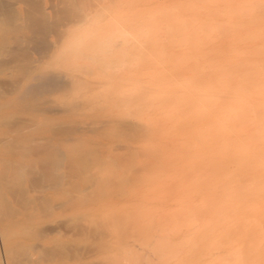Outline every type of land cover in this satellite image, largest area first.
<instances>
[{
    "label": "bare ground",
    "instance_id": "1",
    "mask_svg": "<svg viewBox=\"0 0 264 264\" xmlns=\"http://www.w3.org/2000/svg\"><path fill=\"white\" fill-rule=\"evenodd\" d=\"M97 1L0 0V264H97L139 242L128 203L135 239L110 231L121 207L87 208L130 184L187 232L154 254L264 264V0H138L120 28L70 36L115 23Z\"/></svg>",
    "mask_w": 264,
    "mask_h": 264
},
{
    "label": "rangeland",
    "instance_id": "2",
    "mask_svg": "<svg viewBox=\"0 0 264 264\" xmlns=\"http://www.w3.org/2000/svg\"><path fill=\"white\" fill-rule=\"evenodd\" d=\"M45 2H46V0H44ZM100 5H102V6H106L107 8H111L112 9V11H115V18L113 19V20H115V23L113 24V22L111 21L110 22V20L108 19L109 18V16H110V14H109V16H105V18L101 21V22H99L98 24H94V23H92L91 21H88V22H85V23H81V24H79L78 26V28L77 27H74L73 28V32L71 31V34H70V36H75V35H86V34H89V33H94V32H96L97 34H108V33H110L112 30H114L115 28H120V26L119 25H123L124 23V21H123V17H122V15H121V13H120V11L126 6V5H128L127 3H129L130 2V6H132L133 8H137V6H138V0H120V1H116V0H114V3H116V5L115 6H112V4L110 3V0L108 1V0H98L97 1ZM113 3V2H112ZM133 3V4H132ZM121 23H120V22ZM110 22V23H109ZM91 23V24H90ZM118 23H119V25H118ZM87 25V28H85V26ZM113 25V26H112ZM104 26H106V28L104 27ZM81 28H83L82 30H81ZM105 28V29H104ZM78 29H79V31H78ZM104 29V30H103ZM78 31V33H74V32H77ZM84 31V32H83ZM87 31V32H86ZM100 31V32H99ZM57 53H59V52H57ZM88 137H92V136H88ZM96 139H98L99 141H101V142H103V140H101L100 138H98V137H96ZM107 154H108V151L107 150H104V152H103V156H107ZM132 185L133 184H130L129 186L130 187H128L127 189H126V196L124 195V196H115L114 198H110V197H113V196H104V199L103 198H101V199H98V200H96V203H92V204H89L88 205V209H91L92 211L93 210H95V209H97V212L96 213H99V214H103V213H109L110 215H112L111 214V212H114L115 210V212H116V214H117V209H119L120 210V207H121V210L120 211H122V212H125V213H127L126 215H125V217L124 218H126L127 217V215H129V213L128 212H133L134 213V211H132V209H128V212H127V210H126V208H129L130 206V208H133V209H136V210H138V212H136V215L138 216V213H139V211H144V213H142L143 215H145L144 217H143V215L141 214V216H139V217H137L136 215H132V218H130L129 220L131 221V223H133V224H135L134 225V228H131V227H133L132 225H131V223H129L130 221H128L127 220V218L125 219V221H128V222H125L124 223V221H123V219H120V218H118L119 220H122V221H120V222H122L121 224H119V223H115V222H113V220L112 219H115V221H117V217H120V215H121V213L120 214H117V216H115L114 215V217L112 216V218H110V217H108V218H110V223H111V225H110V227L111 228H113V229H111L110 231L111 232H114V231H116L115 233L117 234L120 230H119V228L118 227H120V229H121V227L122 228H129L130 230L128 231V230H125L124 229V234H127V232H129V233H131V234H133V232H134V234H135V232H136V235L137 234H139L138 233V231L137 230H139L140 231V234L139 235H137V236H139V237H141L142 236V238H141V240H140V238L138 239V240H140L139 242H133V241H131V239H129V241H130V243H128L129 241H127L126 239H125V241H124V243L125 244H123V246H121L122 244H121V242L119 243L120 244V246H119V249H118V247H116V248H112L110 251H107V252H103V253H98L97 255H94L92 258H90V260L91 261H94V262H97L98 260L100 261V262H97V264H99V263H101V262H104V261H106V262H108L109 264H110V262L111 261H113V262H111V263H113V264H116L117 262H123V264H126L125 263V261H127L126 259H133L132 257H130V256H133L134 255V252H136V253H138V255H142L143 253L144 254H147V255H144V257L143 256H141V257H143V259H142V263L143 264H147V263H149L150 264V261H153V259H154V261L155 262H158V261H161V260H163V258H169L170 257V261L169 260H166V262H162L161 264H186V263H188V264H194V262L196 263V264H201V263H206V264H208V263H211V262H205V260L203 259V258H201V257H193V256H191L192 255V251H193V249L190 247V246H188V245H186V246H183V244H182V247L181 248H178V249H176V253H172V255H167V254H164L163 253V251H167V253L169 252V251H171V250H169V249H172V248H174V246L175 245H177V244H180L181 243V238H183L185 235H186V231L185 230H175V231H177V232H174L173 230H172V228L173 229H175V227H174V225H171V224H174L171 220H169V219H172V215H171V213L172 212H170V205H171V202H170V198H166L164 201H160V200H158L157 199V197H155L154 195H153V192H152V190L150 191V193H148L147 194V196H146V194H144L143 195V193H141V192H138V187H135V186H133L132 187ZM132 187V188H131ZM132 192V193H131ZM151 194V195H150ZM142 195V196H141ZM146 196V197H145ZM151 196H152V199L153 198H155L154 199V201H152V202H149V201H151ZM106 197V198H105ZM137 197V198H136ZM150 198V199H149ZM103 199V200H102ZM131 199H133V200H131ZM147 199H149V201H147ZM123 200V201H122ZM98 201V202H97ZM102 201H105L104 203L102 202ZM168 202H169V204H168ZM125 203H128L127 204V207H126V204ZM132 203V204H131ZM104 204H106V205H104ZM125 204V205H124ZM104 205V206H103ZM130 205V206H129ZM107 206H108V208H107ZM129 206V207H128ZM153 206H155V207H153ZM93 207H95V208H93ZM124 207H126V208H124ZM137 207H140V208H137ZM144 207H147L146 208V210H143L144 209ZM87 208H85V207H81V208H79V212H81V211H84V210H87ZM106 210H105V209ZM110 208V209H109ZM114 209V210H113ZM130 210V211H129ZM135 210V211H136ZM169 210V211H168ZM108 211V212H107ZM148 212V213H147ZM170 212V214H168ZM150 213V214H149ZM98 214V215H99ZM135 214V213H134ZM146 214H148L147 216H146ZM163 214H168V215H171L170 217H166V220L165 219H163V220H165V222L168 220L169 222V224L171 225V227L168 225V223L166 222H164L163 220H162V222H164V223H162L161 222V220L159 219V218H157V217H159V216H162ZM93 215V214H92ZM97 215V216H98ZM105 215H107V214H105ZM119 215V216H118ZM94 217H95V214L93 215ZM137 218H136V217ZM102 217V216H101ZM100 217V219H102ZM133 217H135L136 219H134ZM142 217V218H141ZM164 218H165V215L163 216ZM123 218V217H122ZM158 220H157V219ZM169 218V219H168ZM103 219H105V218H103ZM102 219V220H103ZM132 219V220H131ZM134 219V220H133ZM142 219H143V221H142ZM149 219L151 220V221H149ZM104 221V220H103ZM107 221H109V220H107ZM138 223H137V222ZM118 222V221H117ZM162 223V224H164V225H162V224H160V223ZM127 223V224H126ZM123 224V225H122ZM158 224H160L161 226H163V227H161L160 225H159V227H158ZM131 225V226H130ZM138 225L139 226H142V227H144V228H146V229H143V230H145V231H143L142 230V227H138ZM167 225V226H166ZM116 228V229H114V227ZM128 226V227H127ZM168 226L170 227V228H168ZM137 228V230H136V228ZM166 229H165V228ZM140 228V229H139ZM158 228H160L159 229V231H158ZM166 231H165V230ZM169 229H171L170 231H169ZM121 230H123V229H121ZM136 230V231H135ZM164 230V231H163ZM143 232V233H142ZM172 233H174V236L172 235ZM131 234H129L128 236H129V238H131L132 236H130ZM133 234V238H134V235ZM155 234V235H154ZM156 235L158 236V238L156 237ZM162 235H165L166 237L164 238V237H162ZM114 235H112V237H110L111 239H114V237H113ZM116 237H119L118 235L116 236ZM178 237H180V238H178ZM138 238V237H137ZM178 238V240H176ZM121 239V238H120ZM135 239V238H134ZM121 240H123V239H121ZM115 241V240H114ZM119 241V240H118ZM148 241H151V242H149L150 243V246H148V244L149 243H146V242H148ZM113 243V242H112ZM115 243V242H114ZM145 243V245H143ZM156 243V244H155ZM118 244V243H117ZM147 244V245H146ZM160 244H165V246H164V248L165 249H163V251H162V249H161V251H160ZM167 244V245H166ZM112 245H114V244H112ZM116 245V244H115ZM114 245V246H115ZM141 246V247H140ZM154 246H155V248H156V246L157 247H159V248H157V249H155V251H157L155 254L153 253V251H154ZM170 246V247H169ZM135 247V248H134ZM167 247V248H166ZM178 247V246H177ZM125 248V249H124ZM133 248L135 249L134 250V252H133ZM132 249V250H131ZM139 249V250H138ZM192 249V250H191ZM115 250V251H114ZM174 250H175V248H174ZM188 250V251H187ZM128 251V252H127ZM123 252V254H124V257H125V260H123L124 258H122V256L120 255V257H118L117 256V258H112L111 256H113L112 254H116L117 253V255H119V254H121ZM172 252V251H171ZM178 253V254H177ZM109 255H110V257L111 258H108L109 257ZM137 255V254H136ZM151 256V258L150 257H148V256ZM174 255V256H173ZM106 256H107V259H106ZM200 256V255H199ZM128 257H130V258H128ZM137 257V256H136ZM149 258L150 259H152V260H149ZM191 258H193V260L191 259ZM196 258H198V259H196ZM106 259V260H105ZM115 259H120V260H115ZM136 259V258H135ZM138 259V258H137ZM201 259V260H200ZM139 260V259H138ZM178 260V261H177ZM188 260V261H187ZM190 260H191V262H190ZM196 260V261H195ZM131 261H133V260H131ZM192 261H194V262H192ZM197 261H199V262H197ZM105 262V263H106ZM138 262V261H137ZM154 262V263H155ZM168 262V263H167ZM131 263H133V262H131ZM135 263V262H134ZM153 263V262H152ZM127 264H129V263H127ZM137 264V263H136ZM140 264H141V262H140ZM156 264V263H155ZM159 264V263H158Z\"/></svg>",
    "mask_w": 264,
    "mask_h": 264
}]
</instances>
